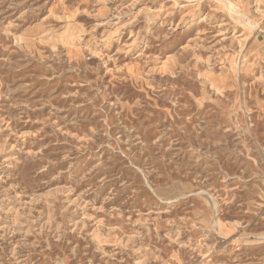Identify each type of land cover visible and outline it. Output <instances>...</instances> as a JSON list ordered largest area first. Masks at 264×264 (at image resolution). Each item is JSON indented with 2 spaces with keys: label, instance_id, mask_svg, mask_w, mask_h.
Wrapping results in <instances>:
<instances>
[{
  "label": "rangeland",
  "instance_id": "1",
  "mask_svg": "<svg viewBox=\"0 0 264 264\" xmlns=\"http://www.w3.org/2000/svg\"><path fill=\"white\" fill-rule=\"evenodd\" d=\"M264 0H0V264H264Z\"/></svg>",
  "mask_w": 264,
  "mask_h": 264
},
{
  "label": "crops",
  "instance_id": "2",
  "mask_svg": "<svg viewBox=\"0 0 264 264\" xmlns=\"http://www.w3.org/2000/svg\"><path fill=\"white\" fill-rule=\"evenodd\" d=\"M258 45L259 47H264V40H262V42H260Z\"/></svg>",
  "mask_w": 264,
  "mask_h": 264
}]
</instances>
